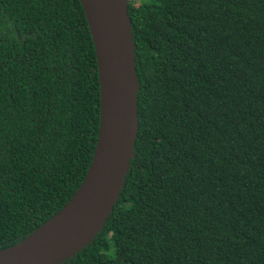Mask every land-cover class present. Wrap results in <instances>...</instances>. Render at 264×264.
I'll use <instances>...</instances> for the list:
<instances>
[{"label":"trees","instance_id":"trees-1","mask_svg":"<svg viewBox=\"0 0 264 264\" xmlns=\"http://www.w3.org/2000/svg\"><path fill=\"white\" fill-rule=\"evenodd\" d=\"M128 0L134 158L62 264H264V0ZM100 122L79 0H0V250L74 196Z\"/></svg>","mask_w":264,"mask_h":264},{"label":"water","instance_id":"water-1","mask_svg":"<svg viewBox=\"0 0 264 264\" xmlns=\"http://www.w3.org/2000/svg\"><path fill=\"white\" fill-rule=\"evenodd\" d=\"M92 37L100 85V122L93 160L80 187L51 219L0 264H62L85 249L112 212L134 158L139 80L128 0H79Z\"/></svg>","mask_w":264,"mask_h":264},{"label":"rangeland","instance_id":"rangeland-1","mask_svg":"<svg viewBox=\"0 0 264 264\" xmlns=\"http://www.w3.org/2000/svg\"><path fill=\"white\" fill-rule=\"evenodd\" d=\"M139 2H140L139 0H138V1H136V4L138 5V4H139Z\"/></svg>","mask_w":264,"mask_h":264}]
</instances>
